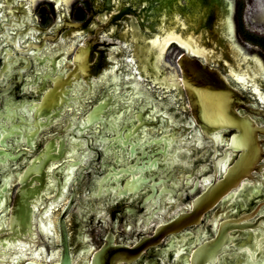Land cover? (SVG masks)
Here are the masks:
<instances>
[{
	"label": "flooded vegetation",
	"instance_id": "flooded-vegetation-1",
	"mask_svg": "<svg viewBox=\"0 0 264 264\" xmlns=\"http://www.w3.org/2000/svg\"><path fill=\"white\" fill-rule=\"evenodd\" d=\"M70 1L0 0V230L3 225H10L21 196L26 210L31 213L30 226L34 238L32 251L41 246L40 250L44 253V257L39 260L48 259L45 255L52 252H55V256L50 260H55L59 253V221L62 218L73 264H89L91 253L104 242L106 235L111 234L115 243L132 246L140 237L151 235L159 224L190 210L192 198L204 188L202 175L212 170V160L210 150L199 154L207 140L191 117L183 88L179 91L170 80V91L165 95L164 85L151 84L148 77L136 80L138 71L132 67L139 65L138 59L131 68L127 67L133 51L137 56L138 45L130 32L126 37L133 40L132 46H127V41L120 36L130 22L140 33H146L137 19L146 9L142 3L139 0H123L119 11H114L112 0ZM191 1L202 4L203 0ZM229 1L235 10L233 0ZM250 1L251 7L246 14L249 21L264 26V0ZM221 2L227 3L226 0H219L218 4L221 5ZM38 5L39 11V8L36 10ZM151 11L146 13V19L153 15H149ZM89 18L92 19L84 28L69 25ZM113 28L114 36L109 32ZM210 33L217 38L216 30L212 29ZM87 40H93L90 49L96 54L100 51L107 67L98 76L89 75L88 78L80 74L77 67L78 78L72 76L71 84H65L66 88H70L65 96L69 103L61 102L60 94L54 97L61 103L48 107L42 100L44 95L56 86L57 94L62 90L57 78L65 76L73 68L74 53ZM172 43L178 47L175 42ZM182 53L186 52L181 49L173 68L162 64L163 71L173 70L180 76L176 60ZM93 55L95 58L96 55ZM190 56L220 69L232 86L255 100L252 106L261 105L222 66L202 56ZM131 74H135L134 79H130ZM137 81L140 82L139 88L134 85ZM130 85L133 88H128ZM260 86L264 92V84ZM109 94L115 104L108 107L106 115H102L105 120L103 124L100 121L90 123L80 132L78 126L83 124L86 113L98 101L108 98ZM170 95L174 99L172 102L168 99ZM147 107H150V112L144 111ZM139 111L144 112V120L148 121H156L157 115L168 116L169 123L178 128L177 134L186 139L192 133L187 128L193 127L204 139L203 145L198 147L194 143L197 151L177 149L173 156L163 160V156L157 153L158 145L145 143L161 131L165 132L166 118L161 117L162 122L158 126L142 125L134 132L140 142L136 143L134 137L130 138L135 145L131 154L130 145L121 143L126 132L122 126L129 128V120L134 119ZM240 113L244 114L245 111L240 109ZM119 115L120 118H117ZM249 115L258 124L264 125L263 117L252 113ZM260 137L264 139V135ZM176 146L179 147L176 141L171 143L168 152H173ZM142 148L146 153H152L149 159L142 156ZM220 153L218 150L217 155ZM153 157L158 158L157 164L149 165L142 176L155 175L154 178L143 183L136 192L129 189L125 193L119 191L126 179L130 180V185L132 178L140 174L137 169L131 172L133 165L139 166L143 161L146 165ZM121 169L128 171L122 172ZM257 176L264 181V176ZM158 179H163L165 187L171 191L159 193L162 183L154 184L153 191L151 183ZM196 179L199 185L196 192L191 193L189 190ZM246 183L250 185L252 182ZM22 188L25 191H20ZM260 189L263 190L252 192L251 189L248 193L249 199L253 197L251 204L242 203L244 199L241 194L240 198L230 202L229 196L233 191L216 207L205 212L200 224L166 235L157 245L145 248L135 260L122 261L120 264H200L196 255H193L197 247L215 235L221 220L249 212L258 202L264 201V197H261L264 194L263 183ZM49 209L51 231H47L43 225L47 223ZM263 211L264 204L261 206ZM262 225L264 227V223ZM229 234L235 236L230 240L229 249L219 252L213 262L202 264L245 263L249 251L245 249L242 255L236 254L245 246L250 248V252L253 251V231L233 230ZM23 236L25 239L30 237L26 233ZM6 240L8 243L28 244L18 238L15 241L10 238ZM77 245L80 247L76 248ZM32 251L30 249L27 256L20 260H38L30 256ZM249 257L252 259L254 256ZM257 261L259 259L253 260Z\"/></svg>",
	"mask_w": 264,
	"mask_h": 264
},
{
	"label": "water",
	"instance_id": "water-1",
	"mask_svg": "<svg viewBox=\"0 0 264 264\" xmlns=\"http://www.w3.org/2000/svg\"><path fill=\"white\" fill-rule=\"evenodd\" d=\"M60 1L67 3L69 0ZM112 1L115 5L113 10L119 11L123 0ZM139 1L146 9L142 11V15L138 16L137 19L141 22L143 32L146 33H140L132 22L126 25V29L120 37L122 40L127 41V46L133 45L132 39L138 45L136 49L138 58L133 51L128 58L127 63L130 64H127V67L131 68L138 59L139 65L135 64L132 67L138 71L136 80L148 77V80L152 82L151 84L164 85L166 88L165 95L170 91V80L172 81L171 84L176 85L179 91L180 88H183L191 117L207 143H204L200 133L196 132L193 127L187 128L192 133L186 139L177 134L178 128L169 123L168 116L157 115L156 121H148L144 120L143 111L137 112L134 119L129 120V128L126 125L122 126V129L126 128V132L121 143L122 145L129 144L131 154H133L135 145L130 138L134 137L136 143L140 142L138 135L134 132L142 125L158 126L162 122L161 117H164L166 118L164 122L165 132L161 131L158 136L146 140L145 143L158 145L159 150L157 153L163 156V160L168 156H173L177 149L185 148L186 150L197 151L198 148L194 143L198 147H201L204 143L205 147L202 151L200 150L199 154L204 151H211L212 170L202 175L201 180L206 185L202 184L204 186L203 190L192 198L190 210L180 212L168 221L159 224L151 235L140 237L132 246L115 243L111 234L106 235L104 242L91 253L89 264H120L122 261L135 260L145 248L157 245L166 235L177 233L188 226L200 224L204 213L216 207L222 199L233 191V194L229 196L230 202L240 198L241 194L244 199L242 203L251 204L253 203V197L248 198L250 190L252 189V192L263 190L260 189L261 183L264 184L263 178H259L257 174L264 176V139L260 137V135H264V125L258 124L249 114L252 113L264 118V108L261 106H264V92L260 86V84H264V64L257 53L240 46L235 38V0H233L235 10H233L229 0H226L227 3L221 2V5L218 4L219 0L215 2L213 0H207V2L203 0L202 4L191 0ZM36 10H40L39 5ZM148 10H152L149 15L153 14L150 19L145 18ZM91 19L89 18L84 22L69 23V25L81 29ZM212 29L218 32L217 38L210 33ZM109 32H112L111 35L114 36L115 28L109 29ZM128 32L132 35L131 40L126 37ZM172 42H175V45L187 53L180 54L176 60L180 76H177L173 70L165 69L164 72L162 69L164 68L162 64L167 68H173L175 58L181 52L180 48L171 45ZM92 46L93 40L85 41V45L80 44L72 59L74 62L73 68L65 76L57 78V83H61L62 90L57 94V86H54L55 88L44 95L42 100L48 107H54L61 102L69 103L65 96L70 88H66L65 84H71L72 76L75 79L78 78L77 67L79 73L85 78H88L89 75L98 76L102 69L107 67V62L103 60L100 51H97V54L93 53L90 49ZM93 54L96 55L95 58ZM188 54L202 56L206 60L222 66L224 71L261 105L252 106L251 104H255V100L250 99L241 89L232 86L227 76L220 69L210 67L198 58L191 57ZM134 76L131 74L130 79H134ZM138 82L134 85H138L139 88L140 82ZM132 86L130 85L128 88H133ZM60 94L62 95L61 102L54 97H58ZM110 97L109 94L108 98L100 100L92 106L84 116L83 124L78 126L80 132L90 123L100 121L103 124L105 120L102 115H106L108 107L115 104ZM168 99L170 102L174 100L171 95L168 96ZM240 109L244 110L245 113L241 114ZM144 111L150 112V107H147ZM120 116H117V118H120ZM134 120H137V122L134 123ZM175 141L177 145L179 144V147H174L173 152L169 153L168 149L171 143ZM190 143H192L191 146ZM218 150L221 152L219 155H217ZM196 154L198 155V153ZM151 155L152 153H146L143 149V157L147 156L149 159ZM157 160V157H153L146 165H144V161L139 166L133 165L134 168L131 172L137 169L140 174L132 178L130 185V180L126 179L125 184L119 191L125 193L129 189V191L136 192L143 183L154 178L155 175L145 177L142 176V173L148 169L149 165H156ZM121 171L127 172L128 170L121 169ZM247 181L252 183L249 185L246 183ZM159 183L163 184L159 193L171 191L170 188L165 187L163 179L151 183L153 191H155L153 185ZM198 185V179H196L189 192H196ZM20 191H25V189L22 188ZM179 194H181V191ZM261 197H264V194ZM20 198L22 199L14 208L15 215L11 217L10 225H3L0 230V264H17L34 247L33 229L30 226L31 213L28 209L26 210L23 197L20 196ZM263 204L264 201H260L249 212L221 220L217 224L215 235L205 240L193 253L200 264L213 262L219 252L229 249L230 240L235 237L230 235L229 232L233 230L253 231V242L251 243L253 251L250 252V248L245 246L236 254L240 256L245 249L249 251L246 253L247 259L244 264H264V227L262 225L264 223V211L261 212ZM68 209L69 206L66 211ZM50 213L51 209L46 215L47 223H43L47 231H51L52 226ZM210 222L211 219L208 220V223ZM59 227V253L55 260H50L55 256V252L45 255L48 259L39 260L44 257V253L40 250L41 246H38L30 253L31 257L38 260L23 258L18 264H73L66 225L62 218H60ZM25 233L30 236L28 239L24 238L23 234ZM8 238L13 241L16 238L25 240L28 244L8 243L6 240ZM78 247L80 245L76 246V248ZM13 248L14 251H12ZM249 255L254 256L252 257L253 260L259 259V261L253 262Z\"/></svg>",
	"mask_w": 264,
	"mask_h": 264
},
{
	"label": "rangeland",
	"instance_id": "rangeland-1",
	"mask_svg": "<svg viewBox=\"0 0 264 264\" xmlns=\"http://www.w3.org/2000/svg\"><path fill=\"white\" fill-rule=\"evenodd\" d=\"M235 4V38L240 46L257 53L264 64V26L249 21L246 14L251 7L250 0H235Z\"/></svg>",
	"mask_w": 264,
	"mask_h": 264
}]
</instances>
